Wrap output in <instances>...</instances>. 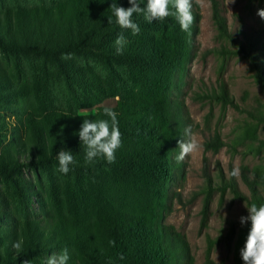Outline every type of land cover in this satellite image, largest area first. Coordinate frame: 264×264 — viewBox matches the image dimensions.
I'll list each match as a JSON object with an SVG mask.
<instances>
[{"label":"trees","instance_id":"trees-1","mask_svg":"<svg viewBox=\"0 0 264 264\" xmlns=\"http://www.w3.org/2000/svg\"><path fill=\"white\" fill-rule=\"evenodd\" d=\"M209 1L219 35L235 42L226 29L220 0ZM112 2L57 0L13 7L10 0H0V114L11 112L15 117L9 124L0 122L3 138L6 133L11 136L0 148V182L9 184L27 209L32 210L34 196H40L42 206L39 215L0 225V264L26 260L46 264L49 256L64 249L69 264L193 262L186 238L162 219L168 189L181 171L182 164L175 160L177 142L185 138L189 125L180 96L194 56L199 5L193 0L195 21L190 33L181 31L175 16L149 23L134 15L140 31L133 35L115 23ZM115 2L131 6L128 0ZM137 2L146 4V0ZM169 10L175 11L171 3ZM121 34L126 43L117 55L115 40ZM263 42L246 38L238 48L223 47L218 52L250 58L255 80L264 89ZM256 49L258 53H253ZM63 54L72 58L61 59ZM99 66L102 74L96 70ZM203 96H214L224 106L232 102L223 85L216 95ZM115 97L110 108L118 114L121 133L115 162L97 158L85 164V147L77 134L80 125L83 119H109L100 104ZM90 108L95 111L80 113ZM254 116L256 121L242 125L239 138L256 140L259 128L264 134V103ZM203 145L217 151L223 142L215 134ZM61 149L70 151L75 161L66 175L58 171ZM242 175L251 192L249 204L264 203L259 190V186L264 189V176L254 180ZM222 181L221 192L229 186L240 196L233 180ZM211 193L208 184L204 218ZM6 215L0 214V224L2 217L10 220ZM249 229L250 222L236 235L232 264H243L239 250ZM14 243L20 249H14ZM209 248L205 264H212Z\"/></svg>","mask_w":264,"mask_h":264},{"label":"rangeland","instance_id":"rangeland-1","mask_svg":"<svg viewBox=\"0 0 264 264\" xmlns=\"http://www.w3.org/2000/svg\"><path fill=\"white\" fill-rule=\"evenodd\" d=\"M53 1L57 0H10V4L13 7L18 4L43 5ZM195 1L199 5L200 13L198 33L194 56L188 64L180 99L184 102L188 114V126L191 127L193 137L201 148L180 162L181 171L174 175L168 189V208L162 223L172 226L186 238L193 259L192 264H205L209 245L212 264H232L236 235L242 226L239 217L248 214L245 206H250L251 198L250 189L242 173L254 180H260L259 176H264L263 132L258 129L256 140L242 139L239 135L246 121H256L254 115L263 106L264 89L255 80L256 70L250 58L240 54L222 55L218 49H236L239 47L238 42L244 43L246 38L254 41L264 40V20L257 15L258 9H264V0H236L232 4H228V0H220L226 29L235 42L219 35L212 18L210 1ZM262 45L261 58L264 54V42ZM259 47L260 44L257 45V48ZM212 49L213 51L209 52ZM253 53H258V50ZM96 70L103 73L100 66ZM221 85L232 99V102L226 103L225 106L214 96H203L216 95ZM116 99L117 97L107 98L100 105L113 107ZM9 103L11 105L13 102ZM94 111L95 108H90L81 110L80 113ZM14 119L11 112L0 114V122L9 124ZM215 134L220 136L223 146L217 151L205 150L204 141ZM9 135L6 133L4 139L3 133L0 134V148L8 142L7 139L11 137ZM236 166L240 169V175L232 177L230 173ZM222 180H233L240 196H235L229 186L221 192L219 185ZM208 184L212 193L204 218L203 205ZM37 189L46 197V192L40 187ZM259 190L264 198V189L259 186ZM29 205L32 210L25 207V201L13 195L9 184L0 182V214L5 212L9 215L6 216L10 217V220L2 217L4 223H1V226H5L13 218L24 220L30 215L40 214V196H34L32 204Z\"/></svg>","mask_w":264,"mask_h":264},{"label":"clouds","instance_id":"clouds-1","mask_svg":"<svg viewBox=\"0 0 264 264\" xmlns=\"http://www.w3.org/2000/svg\"><path fill=\"white\" fill-rule=\"evenodd\" d=\"M193 0H146V4L142 7L137 0H128L130 7L118 6L115 0L109 6L112 9L115 23L125 30H130L133 35L138 34L140 27L133 20L134 15H142L146 22L156 20H164L167 17L175 16L181 31L190 33L191 26L195 21L192 14ZM236 0H228V4L235 3ZM172 4L174 12L169 10V4ZM227 4V5H228ZM257 15L264 20V9H258ZM108 23H112L109 19ZM125 37L121 34L115 40L116 54L120 55L125 46ZM71 54H63L61 59H71ZM103 114L109 119L90 120L83 119L78 131L79 141L85 147V164L94 163L97 158H103L108 163L115 162V153L121 147V133L119 131L118 114L110 107L103 108ZM182 140L178 141L179 153L175 160L177 163L182 162L186 156L197 152L201 145L193 137L191 127L188 126L184 130ZM57 160L59 164L58 171L62 174H68L70 165L75 161L70 151L61 149L57 152ZM240 175L238 166L234 167L230 176L237 177ZM245 206V205H244ZM247 215L239 217V223L243 226L250 222V229L247 233L244 246L239 250V255L243 264H264V203L245 206ZM114 244V241H110ZM19 243H14V249H20ZM68 250L64 249L59 254H53L47 258L46 264H69ZM121 259L123 257L121 256ZM24 264H30L29 260Z\"/></svg>","mask_w":264,"mask_h":264}]
</instances>
